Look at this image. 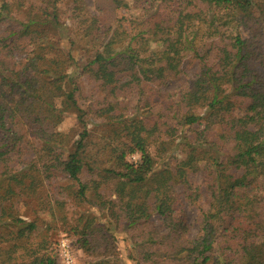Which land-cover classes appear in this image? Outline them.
<instances>
[{"label": "trees", "instance_id": "1", "mask_svg": "<svg viewBox=\"0 0 264 264\" xmlns=\"http://www.w3.org/2000/svg\"><path fill=\"white\" fill-rule=\"evenodd\" d=\"M60 1L0 0V264H59L16 207L47 203L40 183L61 173L107 211L106 226L85 216L73 231L87 264H120L107 247L116 232L148 264H264V0H110L129 12L110 23L85 0ZM72 19L96 43L86 59L62 46ZM238 27L249 37L231 35ZM81 75L100 81L108 108L81 103ZM70 113L75 136L58 129ZM91 118L106 127L99 140ZM186 172L206 180L193 236L176 198ZM110 181L123 195L100 192Z\"/></svg>", "mask_w": 264, "mask_h": 264}, {"label": "rangeland", "instance_id": "2", "mask_svg": "<svg viewBox=\"0 0 264 264\" xmlns=\"http://www.w3.org/2000/svg\"><path fill=\"white\" fill-rule=\"evenodd\" d=\"M70 0H61L59 6L67 7ZM86 12L87 14L100 15L106 23H110L115 16H128L125 8L115 9L113 8L114 3L112 1L103 0H85ZM86 14V15H87ZM125 21V20H124ZM67 23V22H66ZM68 27L64 29L62 46L65 49H71L73 55L77 58L89 56L92 51L93 45L96 47V43L92 42L89 35L84 34L86 30L87 23H77L74 24V20H70ZM102 34V32H101ZM104 35V34H103ZM231 35H242L244 37H249V32L243 27L234 28L231 30ZM72 37L74 45L70 44L69 38ZM73 48V49H72ZM185 72L184 74L193 76L194 72L197 71V60L192 55L191 52L186 53V58L184 61ZM78 71L77 68L73 69V72ZM127 79V77H125ZM129 79V78H128ZM80 86V96L81 103L87 105L91 103L93 107H99L100 105L108 108L104 99L106 97L105 93L99 87L100 81L93 80L87 75H81L78 78ZM179 82L171 81L166 87L167 90L173 92L176 90V85ZM174 96H171L169 100H173ZM122 99V98H121ZM133 97L129 98L132 107L135 102H133ZM204 102V101H203ZM106 105V106H105ZM133 109V108H130ZM94 121L89 127H94V139L99 140L103 136L102 129H104V134H106V127H95V124L101 123L103 120L101 118H91ZM202 126H194L189 133L194 134L196 129H201ZM58 129L65 132H71V135H77L79 127L76 122V117L74 114L70 113L65 116L63 121L58 126ZM187 131V127L183 129ZM103 134V135H104ZM250 134L249 136H252ZM102 136V137H101ZM101 137V138H100ZM139 158L138 154L129 156L130 160H137ZM104 154L101 158L104 160ZM91 178H96L95 175L90 172L85 171L82 175L83 180H89ZM188 181L185 183H180L176 187V198L180 203V207L185 210V216L190 224V230L187 235L193 236L197 232V222L200 218L201 211L207 207V191H206V180L201 172L191 173L186 172V177ZM6 183V182H5ZM4 183V184H5ZM2 184L0 189H3ZM40 186H43L40 191L43 192V198H46L47 203L38 205L36 200H26L28 204H23L22 202H17L16 210L19 214L27 216L28 220L35 219L38 224L37 227V237L45 238L47 242V249L44 250L45 253L53 255L56 258L59 257V264H63L61 257L58 253V245L61 240H66L69 244L71 253L74 258V264H87L93 258L81 250L76 244L77 234L73 233L75 227L82 222V218L95 217V222L104 224L105 226L109 223L107 217V211L104 209H98L92 205L90 199L92 193H88L86 200H79L75 196V188L70 183V180L62 173L56 178H51L46 180L45 183L41 181ZM100 192L105 196L110 198L117 197L118 195H123V190L120 186L114 184L113 181L106 182L102 184L99 188ZM50 202V204H48ZM152 209L150 208L149 211ZM135 219L141 220L145 215V207L143 205H137L133 213ZM155 221V219H154ZM156 222V221H155ZM134 232V230H130ZM26 231H22L25 234ZM108 235V234H107ZM109 245L106 246L110 249H115L118 253L120 264H148L140 259L137 254V248L133 247L131 240L126 238L122 233L116 232L114 243L112 239H109ZM98 252L105 253L104 246L97 248ZM20 251V250H19ZM21 253V252H19ZM17 254L15 253V256Z\"/></svg>", "mask_w": 264, "mask_h": 264}, {"label": "built area", "instance_id": "3", "mask_svg": "<svg viewBox=\"0 0 264 264\" xmlns=\"http://www.w3.org/2000/svg\"><path fill=\"white\" fill-rule=\"evenodd\" d=\"M58 253L61 257L63 264H74V258L71 253L69 244L66 240H61L58 245Z\"/></svg>", "mask_w": 264, "mask_h": 264}]
</instances>
